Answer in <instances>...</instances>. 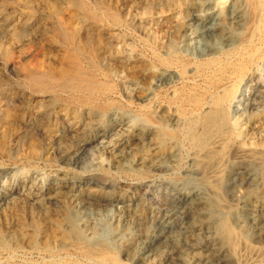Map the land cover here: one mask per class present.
Returning a JSON list of instances; mask_svg holds the SVG:
<instances>
[{
  "label": "rangeland",
  "instance_id": "rangeland-1",
  "mask_svg": "<svg viewBox=\"0 0 264 264\" xmlns=\"http://www.w3.org/2000/svg\"><path fill=\"white\" fill-rule=\"evenodd\" d=\"M100 1L108 8L105 15L100 16L101 21L79 17L74 26L78 41L89 44L88 49H101L97 52V61L110 85L115 86L111 97L115 105L106 113L36 93L28 86L25 71L37 70L50 49H44L40 41L23 45L19 36L0 32L1 49L11 50V57L4 58L0 54V188L10 190L0 196L3 198L0 202V228L3 231L0 264L44 263L50 259L46 245L58 248L67 234L81 236L90 246L106 245L109 253L122 264H141L132 254V248L135 243H141V248L146 246L147 230L157 243L164 241L165 238H160L163 233L166 236L181 235L183 255L158 264H231L225 249L214 253L208 247H197L185 230L192 217L183 213L180 202L182 197L195 190L194 184L201 174L191 160L192 148L184 134L181 132L177 138L178 161L159 168L151 167L148 171L133 169L137 159L128 149L136 144L137 137L147 138L148 133L153 132L152 127L144 128L138 98L141 92L143 96L158 92L155 90L158 81L154 78L157 69L150 60V48L163 52L180 48L191 58H198L204 48L203 41L193 39L190 34L192 21L182 26V12L188 0ZM111 14H119L121 30L111 24ZM198 41H202V45ZM90 45L93 46L90 48ZM260 51L236 97L238 101L229 110V117L236 132L242 133L234 145L264 155V48ZM179 80L172 76L163 82L181 88L184 82ZM174 87L170 90L162 88L160 94L165 98L167 94L171 96ZM145 103L152 106L151 112L157 113V103L148 100ZM173 114L172 110L163 112V124L168 129L181 131L186 123L173 120ZM61 135L65 136L63 140ZM79 137L91 143L85 146L78 161L73 162L62 151L56 153L50 149L53 142L61 139L59 148L63 147L65 152V148L76 144ZM145 143L149 145L150 142ZM142 146L140 144L139 148ZM124 147L131 155L128 153L122 170L115 151ZM231 170V188L224 197L225 202L240 210L245 223L252 226L253 193L262 191L264 183L258 179L253 186L246 182L249 176L246 169ZM53 184H75L77 193L90 189L99 195H123L128 204L124 210L110 206L85 212L72 203L74 223L70 225L63 222L64 207L61 205H48L51 213L42 215L47 205L45 198ZM134 208L142 214L141 219L134 216ZM256 210L264 215V207L258 206ZM173 211L180 215L175 222L169 220ZM30 212L39 216L37 227L25 217ZM202 232L206 241L218 242L213 233ZM246 239L252 246L264 249V231ZM64 258V255L58 257L60 262L65 261Z\"/></svg>",
  "mask_w": 264,
  "mask_h": 264
},
{
  "label": "bare ground",
  "instance_id": "bare-ground-1",
  "mask_svg": "<svg viewBox=\"0 0 264 264\" xmlns=\"http://www.w3.org/2000/svg\"><path fill=\"white\" fill-rule=\"evenodd\" d=\"M101 2L103 1L0 0V32L19 36L23 45L40 41L43 42L44 49H50L37 70L25 71L28 86L36 93L73 105L90 107L100 113H106L112 108L115 101L111 97L115 93V86L110 85L97 61V52L101 49H88L89 44L78 41L74 26L79 17L101 21L100 16L103 17L102 13L108 9ZM118 15H112L110 20L116 29L121 30ZM182 19V26L192 21L190 34L193 39L202 40L204 48L202 46L198 58L189 57L180 48L166 52L150 48L149 57L157 69L154 78L158 81L155 85L158 92L149 96H143L141 92L138 98L141 101L140 117L144 121V128L152 127L153 132L148 133L147 138L137 137L134 140L136 144L128 148L137 159L133 169L148 171L151 167L159 168L164 164L176 163L179 151L176 148L177 138L182 132L192 148L191 160L201 174V178L194 184L195 190L189 195L181 196L180 202L183 213L192 217L185 230L193 244L208 247L214 253L225 249L233 264H264L263 247L252 246L246 241V237H254L264 231V215L258 214L256 210L258 206L264 207V189L253 193L255 204L250 210L252 226L245 223L240 210L228 205L224 199L231 188V169H246L249 173L246 182L253 186L258 179L264 183V155L234 145L237 136H242V133L236 132L229 117V110L235 103L244 80L252 72L260 50L264 48V0H188ZM91 46L93 45L90 48ZM10 51L0 47V54L4 58L11 57ZM172 76L179 77L184 82L183 87L177 88L168 81L163 82ZM173 87L171 96L167 94L165 98L160 94L162 88L170 90ZM147 100L158 104L157 113L150 111L152 106L145 103ZM171 110L174 111L173 120H184L186 123L181 131L168 129L163 124L165 121H162L161 114ZM62 138L65 136L61 135ZM61 139L53 142L50 149L56 153L62 151L73 162L79 160L85 146L91 143L79 137L78 144H69L64 152L63 147L59 148ZM66 139L70 141L69 138ZM145 142L150 143L146 145ZM140 144L145 146L139 148ZM129 151L126 147L115 151L117 164L122 170ZM156 155L158 157L153 160ZM76 190L75 184H53L45 198L47 205L43 208L42 215L51 213L48 205H61L64 207L63 222L72 225V203L85 212L100 211L110 206L124 210L128 204L123 195H99L90 189L77 193ZM5 191L10 192L9 189L0 188V196ZM177 212L173 211L169 216L171 222L180 218ZM134 216L142 218L137 208ZM25 217H28L32 226H38L39 216L30 212ZM1 229L0 238L3 235ZM202 231L213 233L218 242L206 241ZM144 238L145 247L141 248V243H135L132 248V254L136 255V260L141 264H158L183 255L180 234L166 236L163 233L160 238L165 239L158 241L159 244L152 239L148 230ZM45 251L50 259L41 264H122L109 253L106 245L90 246L81 236L73 234H67L58 248L52 244L46 245ZM59 255H64L65 261L60 262Z\"/></svg>",
  "mask_w": 264,
  "mask_h": 264
}]
</instances>
